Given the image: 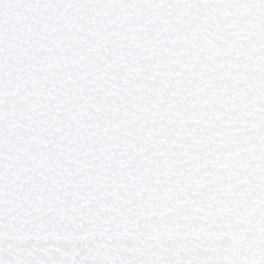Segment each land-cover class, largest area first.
Masks as SVG:
<instances>
[{
  "label": "snow or ice",
  "instance_id": "6c2138e0",
  "mask_svg": "<svg viewBox=\"0 0 264 264\" xmlns=\"http://www.w3.org/2000/svg\"><path fill=\"white\" fill-rule=\"evenodd\" d=\"M0 264H264V0H0Z\"/></svg>",
  "mask_w": 264,
  "mask_h": 264
}]
</instances>
